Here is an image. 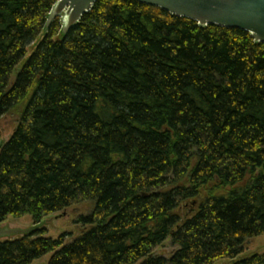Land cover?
Returning a JSON list of instances; mask_svg holds the SVG:
<instances>
[{"label":"trees","instance_id":"16d2710c","mask_svg":"<svg viewBox=\"0 0 264 264\" xmlns=\"http://www.w3.org/2000/svg\"><path fill=\"white\" fill-rule=\"evenodd\" d=\"M57 2L0 0V119L18 122L0 226L35 222L0 241V264H264L243 258L264 235V44L129 0H100L64 37L59 17L45 32ZM82 204L73 242L40 233Z\"/></svg>","mask_w":264,"mask_h":264},{"label":"water","instance_id":"95a60500","mask_svg":"<svg viewBox=\"0 0 264 264\" xmlns=\"http://www.w3.org/2000/svg\"><path fill=\"white\" fill-rule=\"evenodd\" d=\"M100 0H58L45 32L56 18L62 22V35L76 27ZM161 9L178 18L197 22L200 27L218 26L237 29L252 35L256 43L264 44V0H129ZM13 232L1 231L2 235Z\"/></svg>","mask_w":264,"mask_h":264},{"label":"rangeland","instance_id":"374dc122","mask_svg":"<svg viewBox=\"0 0 264 264\" xmlns=\"http://www.w3.org/2000/svg\"><path fill=\"white\" fill-rule=\"evenodd\" d=\"M37 44H32L28 48V55L34 52ZM27 57L22 61V63L14 71L11 83H14L17 79L18 74L23 69L25 63L27 62ZM18 126V122L14 116L6 115L0 119V152L1 147L6 144ZM88 206L85 204L73 206L67 211H62L59 213L52 214L45 217L42 224L39 225V230L42 235L47 239L59 240L61 237L66 238V243H71L77 239L84 231L82 227L76 224L78 217L83 213H88ZM34 220L31 216H23L21 218L8 217L6 222L0 226V232L7 231L13 232L14 234L2 235L0 241H10L21 239L26 232L33 230L35 227ZM178 248L172 245L171 240L167 241L163 247L159 249L158 253L163 254L165 258L170 259ZM255 254H264V235L253 238L249 240L245 245V252L243 258L252 257ZM53 254L46 255L33 264H49ZM235 262L231 260H224L218 262L217 264H234Z\"/></svg>","mask_w":264,"mask_h":264}]
</instances>
